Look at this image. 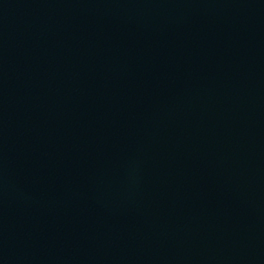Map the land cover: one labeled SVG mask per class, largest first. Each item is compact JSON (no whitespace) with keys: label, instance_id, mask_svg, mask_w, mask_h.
I'll list each match as a JSON object with an SVG mask.
<instances>
[{"label":"water","instance_id":"water-1","mask_svg":"<svg viewBox=\"0 0 264 264\" xmlns=\"http://www.w3.org/2000/svg\"><path fill=\"white\" fill-rule=\"evenodd\" d=\"M0 264H264V0H0Z\"/></svg>","mask_w":264,"mask_h":264}]
</instances>
